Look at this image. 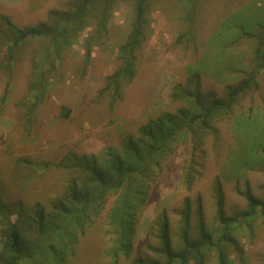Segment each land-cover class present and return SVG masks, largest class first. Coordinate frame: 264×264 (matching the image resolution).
<instances>
[{"label": "rangeland", "instance_id": "obj_1", "mask_svg": "<svg viewBox=\"0 0 264 264\" xmlns=\"http://www.w3.org/2000/svg\"><path fill=\"white\" fill-rule=\"evenodd\" d=\"M68 1L0 0V15L9 16L19 27L34 26L49 20L52 9H67ZM150 1L149 27L137 51L136 74L113 103L110 92L103 89L120 65L117 52L134 16L130 0L117 4L109 32L92 48L88 62L84 41L92 26L61 52L46 75L41 96L31 90L39 42L21 48L11 73L0 55V193L3 200H21L26 208L40 202L48 209L64 195L74 173L56 163L68 152L93 154L104 166L108 151H121L126 135L136 134L163 111L176 112L184 104L172 96L173 89L185 84L193 72L200 75L202 91H214L219 97L225 96L229 85L255 74L251 88L228 115L213 120L197 149L191 134L180 135L173 152L161 159L137 214L131 259L148 254V244L157 242L152 230L160 214L167 215L172 240L180 246V210L187 199L194 231L202 218L215 238L223 229L217 218V191L227 216L249 209L242 191L249 189L264 201V0ZM192 164L198 170L188 189L185 179ZM116 197H107L84 231L71 229L75 253L65 264H108L105 216ZM227 230L236 243L228 246L229 264H264L260 206L255 215L229 223ZM129 262L121 259L119 264ZM207 264H219L215 251Z\"/></svg>", "mask_w": 264, "mask_h": 264}, {"label": "trees", "instance_id": "obj_2", "mask_svg": "<svg viewBox=\"0 0 264 264\" xmlns=\"http://www.w3.org/2000/svg\"><path fill=\"white\" fill-rule=\"evenodd\" d=\"M120 1L69 0L67 9H52L49 20L27 27H19L9 16L0 15V55L5 60V68L11 73L21 48L38 41L41 47L33 61L31 90L41 96L46 89V75L61 59V52L92 26L84 41L85 58L89 61L92 48L107 36L109 20ZM130 1L134 16L127 37L117 52L120 65L108 76L103 89L110 92L111 103L121 97L123 88L133 80L137 51L146 39L149 27L151 1ZM253 82L255 74L249 73L239 83L229 85L225 96L219 97L214 91H202L200 75L193 72L185 84H177L172 92V96L184 105L176 112L163 111L143 123L136 134L126 135L121 151L116 148L108 151L106 165L102 166L93 154L74 151L56 163L75 175L70 178L64 195L48 209L40 202L26 208L21 200L5 201L0 193V264H65L67 258L75 253L71 248L74 245L71 229L84 231L92 216L101 212L111 194L117 197L105 216L109 236L105 249L108 264H119L121 259L130 261V264H207L213 251L217 253L219 264H229L228 246H236L235 238L227 230L229 223L255 215L258 206L264 210V201L249 189L242 191L249 202V209L234 216L225 215L223 199L217 191V218L223 226L217 238L208 231L202 218L197 232L194 231L191 203L187 199L180 210V246L172 240L170 220L166 214L156 217L152 232L157 242L148 244V254L131 259L133 240L137 214L149 196L153 171L159 168L163 157L173 152L174 141L180 135L191 134L194 149H197L204 134L213 128V120L228 115ZM197 170L194 164L188 168L185 179L188 189ZM198 210L201 215V207ZM12 215H16L15 219Z\"/></svg>", "mask_w": 264, "mask_h": 264}]
</instances>
